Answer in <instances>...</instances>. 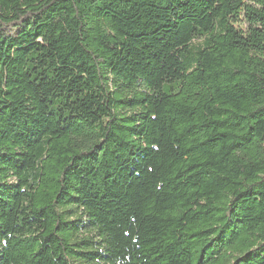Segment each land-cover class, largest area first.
Segmentation results:
<instances>
[{"label":"trees","instance_id":"1","mask_svg":"<svg viewBox=\"0 0 264 264\" xmlns=\"http://www.w3.org/2000/svg\"><path fill=\"white\" fill-rule=\"evenodd\" d=\"M0 264H264V0H0Z\"/></svg>","mask_w":264,"mask_h":264}]
</instances>
